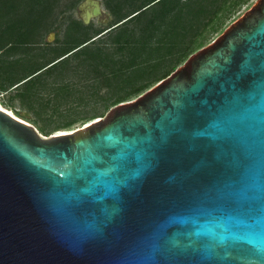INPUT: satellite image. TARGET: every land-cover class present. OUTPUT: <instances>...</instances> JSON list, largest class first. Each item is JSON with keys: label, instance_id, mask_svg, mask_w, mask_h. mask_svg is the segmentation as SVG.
I'll return each instance as SVG.
<instances>
[{"label": "water", "instance_id": "95a60500", "mask_svg": "<svg viewBox=\"0 0 264 264\" xmlns=\"http://www.w3.org/2000/svg\"><path fill=\"white\" fill-rule=\"evenodd\" d=\"M0 264H264V0L78 129L0 107Z\"/></svg>", "mask_w": 264, "mask_h": 264}, {"label": "trees", "instance_id": "16d2710c", "mask_svg": "<svg viewBox=\"0 0 264 264\" xmlns=\"http://www.w3.org/2000/svg\"><path fill=\"white\" fill-rule=\"evenodd\" d=\"M61 1L0 0V30L7 35L0 51L14 52L37 43L40 31L49 27L48 19ZM248 1L105 0L112 23L109 31L94 29L82 20L72 21L66 28L62 46L53 49L56 58L46 65L32 67L12 87L24 85L26 90L18 96L34 109L38 86L46 89L55 81L82 74L91 88L97 86V94L105 89L97 103L101 102L103 111L109 112L142 95L157 80L159 69L174 61L164 78L170 76L206 45L208 33L223 32L226 21ZM78 3L79 0H73L69 9ZM198 36L201 40L193 47L188 46ZM46 78H53L54 82L50 84ZM59 89L63 93L73 91L70 84ZM97 115L82 119L92 120ZM76 121L67 122L66 127Z\"/></svg>", "mask_w": 264, "mask_h": 264}, {"label": "rangeland", "instance_id": "374dc122", "mask_svg": "<svg viewBox=\"0 0 264 264\" xmlns=\"http://www.w3.org/2000/svg\"><path fill=\"white\" fill-rule=\"evenodd\" d=\"M72 1L73 0H62L60 2V6L55 9L54 14L48 19L49 27L40 31L36 40L37 43L14 52L7 51V49L0 51V105L12 111L17 117L24 119L23 116H27L28 119L24 120L34 125L44 137H50L60 132L78 129L96 119L104 118L108 113L103 111L104 108L101 102L97 103L99 100L98 97L105 94V89L98 90L99 93L97 94V86L96 88H91L82 74L72 76L65 80L55 81V83H53L54 81L51 82L53 78H46L45 80L48 79L47 81L53 84L47 85L46 89L39 86L37 87L39 90L36 91V95H34L35 100H37L34 109H30L26 105V102L18 96V94L26 90L24 85L18 89H15L16 86L12 87L13 83L27 76L30 70H32V67L35 68L46 65L56 58L53 49L62 46L66 28L72 21L81 20L78 8L85 0H79L76 7L69 9ZM99 1L102 6L103 15L92 19L89 25H92L94 29L105 30L112 24L110 12L106 7L105 0ZM256 1L257 0H249L247 4L242 5L238 12H236L231 19L226 21L225 26L228 27L231 25ZM105 19H108V22H105ZM51 33H54V35L52 38H49ZM221 34L222 32L214 34L208 33L209 39L206 41L205 46L212 43ZM6 37L7 35L0 30V47L4 44L7 39ZM200 40L201 37L198 36L192 43H189L188 46L193 47ZM16 45L19 44L16 43ZM173 64L174 61L171 64L168 62L159 69L157 74L158 78L152 83L149 89L165 79L166 72ZM65 84H70L73 91L69 90L70 92L67 91L65 93L60 92L61 89L59 88ZM76 89L78 91H75ZM81 90L84 91L83 94L80 93ZM89 100L92 102L87 105ZM92 114H98V117L87 121L82 119ZM75 119H77V121L74 124L66 127L67 122Z\"/></svg>", "mask_w": 264, "mask_h": 264}, {"label": "bare ground", "instance_id": "6f19581e", "mask_svg": "<svg viewBox=\"0 0 264 264\" xmlns=\"http://www.w3.org/2000/svg\"><path fill=\"white\" fill-rule=\"evenodd\" d=\"M0 107H1L3 110H5L6 112H8V113H10L11 115H13L14 117H16V118H18V119H20V120L25 121L24 119H22V118H20V117H17L12 111H9V110L5 109L4 107H2V105H0ZM25 122H27V121H25ZM28 123H29V122H28ZM60 133H63V132H60Z\"/></svg>", "mask_w": 264, "mask_h": 264}]
</instances>
